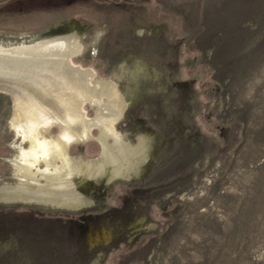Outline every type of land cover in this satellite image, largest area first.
<instances>
[{
	"label": "rangeland",
	"instance_id": "1",
	"mask_svg": "<svg viewBox=\"0 0 264 264\" xmlns=\"http://www.w3.org/2000/svg\"><path fill=\"white\" fill-rule=\"evenodd\" d=\"M58 36L91 85L109 81L124 106L114 122L102 96L109 125L142 152L81 175L101 144H72L75 205L0 197V264H264V0H0V54L19 60L0 68V187H20L11 163L34 150L17 125L36 145L59 133L48 96L104 123L86 77L64 90L62 45H34Z\"/></svg>",
	"mask_w": 264,
	"mask_h": 264
},
{
	"label": "bare ground",
	"instance_id": "2",
	"mask_svg": "<svg viewBox=\"0 0 264 264\" xmlns=\"http://www.w3.org/2000/svg\"><path fill=\"white\" fill-rule=\"evenodd\" d=\"M68 41H71V38L65 36H58L46 40H41L35 43L34 45H37L39 47L40 46L45 47V50H48L47 48L50 49V46L56 42L62 45L61 47L62 50L60 51L61 52L60 57L63 61H65L66 65L69 67V69L72 70V72L77 77L76 78L77 82H74L72 84L70 83V85L66 83L67 85L63 86L64 90L66 89V91H70L75 86L79 85V87H76L79 93L81 88L80 79L83 80V78L86 77L87 80L85 81H87L86 82L87 88L91 91L93 90L92 93L88 95L92 101L91 105L96 108V115H98L99 118L104 117L105 124L99 123L101 120L100 119L97 120V118L96 120H93L94 118L93 119L85 118L83 113L84 111L81 108L79 110V107L78 108L76 107V109L75 108L71 109L72 108L70 106L71 101L62 104L61 106H56L55 103L59 102L60 94L58 95L56 94L55 96H48L49 98L48 100L50 102L47 105H45V107L43 108L44 110H42V114L40 115V117L42 118L45 117L44 119H47L48 121L47 122L48 125L46 124L47 125L46 129H45L46 125H44V131H48L51 125H54L59 128V133L55 136L49 135V137H42L40 141V145H36L35 142L38 139L37 140L34 139L35 138L33 137L34 133L23 134L27 131H24L25 129L18 127V125L16 126L17 130L22 132V134L19 133L20 136L24 135L26 136V138L27 137L29 138V142L31 143L32 149L34 150H32V153L29 154L27 150L23 149L19 154L18 158L14 159V161L11 163V164H15L16 172H17L16 174L21 179L22 182L20 184V187L18 188L7 189L8 188L7 186H6L7 188H5V186L0 187L1 198L7 200L11 199V201H13L12 199H15L26 202L36 201V202L53 203L59 205H63V204L72 205L74 203L75 205V203L80 198L82 199V196L78 194L75 185L72 183L73 168L68 166L67 161L71 159V157L69 156L70 147L72 146V144L77 142H83L87 139L95 138L100 142L102 148L101 155L99 156V158L90 161L89 164L84 163L86 166L84 168H82L79 165L77 166L79 172H81V175H85V173L89 174L87 171H89L90 169H91V176L109 175L110 177H112L123 174L126 172L124 171L125 169L124 160H132L134 156L141 154L142 152L140 138L137 145L132 147L129 142L124 141L122 139V135L116 131L114 125H109V123L112 121L111 120L112 112L110 110L107 111L106 109H104V103L101 100L102 96H106L108 98L115 97V99L118 100L119 102L115 106L118 111H116L115 112L116 114H114L115 116H113L114 122H116V120L121 116L122 109L124 107L121 106L120 104L121 99L115 96L113 87L111 86V84H109V81L106 82L103 80H99L98 78L95 84L91 85L89 83V80H91L94 77L93 73L81 69L71 61V57L74 56V53L77 51V49L73 50L67 48L70 53L68 52L66 54V57L65 58L63 57L62 55L63 47L65 46L64 44H68L67 43ZM39 50L41 52V49ZM1 53L2 54H0V68H6L8 64L16 65L17 63H19V60L16 58V56L9 55L10 53H6V54H4L3 52ZM1 81L2 79L0 76L1 90H8L10 92L14 91V89L9 87V85L2 84ZM100 91H102V95L98 94V92L101 93ZM66 95L67 96H64L62 94L61 96L63 98L65 97L66 99L71 100L68 94ZM78 95H80V93ZM55 97H57L58 100ZM95 126L99 128L101 133L100 135L93 137L90 130ZM36 131L37 130H35L34 132ZM105 131L107 132L109 131V133L105 134L104 133ZM110 137L113 138L112 143L108 141V138ZM33 153H35L37 157L36 156L33 157L32 155ZM58 161L59 162L61 161V164H58ZM42 164H44L45 167L43 169L38 168V166ZM25 178H30L32 182L36 184V187L34 188V185L31 186L28 183H26L27 180L25 181L24 180ZM43 179L46 181V183L40 184V181Z\"/></svg>",
	"mask_w": 264,
	"mask_h": 264
}]
</instances>
